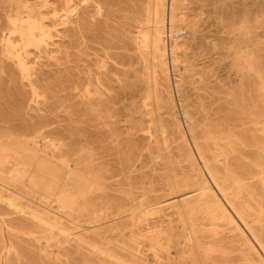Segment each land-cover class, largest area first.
<instances>
[{
  "label": "bare ground",
  "instance_id": "bare-ground-1",
  "mask_svg": "<svg viewBox=\"0 0 264 264\" xmlns=\"http://www.w3.org/2000/svg\"><path fill=\"white\" fill-rule=\"evenodd\" d=\"M262 38L264 1L0 0V84H13L26 126L0 119V204L48 242L62 236L80 264H264ZM62 93L98 120L130 100L133 135L162 161L151 179H135L132 154L98 166L88 147L45 142ZM200 112L226 124L197 126ZM245 118L254 131L233 127Z\"/></svg>",
  "mask_w": 264,
  "mask_h": 264
},
{
  "label": "rangeland",
  "instance_id": "rangeland-1",
  "mask_svg": "<svg viewBox=\"0 0 264 264\" xmlns=\"http://www.w3.org/2000/svg\"><path fill=\"white\" fill-rule=\"evenodd\" d=\"M259 1L264 0H257V2ZM262 30L263 28L258 31L261 32ZM117 35H121V32H111V39L115 42L117 41ZM188 53L193 54V50L189 48ZM190 61L194 63V67L197 70L203 68V64L199 58H192ZM184 70L183 64V71ZM66 86H69V84L67 83ZM13 88L14 86L9 78H5L0 84V119L11 120L12 123H16V126L19 127L21 131H24L26 126H23L22 122L18 120L19 113L17 112L22 99L16 95ZM80 101L79 98L67 96L66 93H62L60 96L50 99L51 106L48 109L47 115L51 117L50 119H52V121L47 128L49 133L45 142H54L63 137L66 139L67 143L76 144L78 148L88 147L91 149V152L94 153V159L98 166L115 165L118 167L123 162V159L125 160L124 153L129 155L132 154L134 162L137 161L135 164L137 167L134 173L135 179L150 180L153 171L160 167V163H158V166H155V162L162 161L161 158L159 159L156 157L160 155L157 152V147L152 146L148 148V140L142 138L143 132H138L133 135L132 114L130 111L131 101H125V109L124 104L117 105L112 112V117L109 118L105 116L102 120H98L93 114L91 115L84 112ZM175 102V118L177 122L181 119L183 124L181 105L176 94ZM198 108V106L195 107L197 112ZM104 115L108 114L105 113ZM196 118L197 126H203L211 119H214V123L216 124H220L223 121V118L220 116L213 115L211 118H207L203 112L196 113ZM244 123L246 124L241 125L242 123H240L239 126L233 127L238 131L250 129H252L250 131H254V125L250 123L247 118H245ZM216 124L214 126H216ZM221 124L224 126L226 123L222 122ZM216 131L218 132V130H215L214 133H216ZM255 133L259 135L257 131H255ZM111 134L119 136L121 140L119 145L114 144ZM47 150L50 152L54 150V148L48 146ZM121 151H123V153ZM253 151L256 150L253 149ZM249 182L256 186L258 191H262L257 177L252 178ZM29 183L30 179H25L23 185L19 184L17 188L19 191H25L28 189ZM28 191L30 190L28 189ZM111 193L114 194V192ZM21 202L25 206L41 209L37 202L27 198H22ZM66 225L71 226L70 223ZM12 228L14 229L12 230ZM1 230L3 231V235ZM45 230L46 228L39 222L26 219L15 213L10 206L0 204V256L3 255V257H0V264H6L8 262L11 264H80V258L78 259L77 252L73 250L75 248H68L70 250L67 251L66 246L57 245V240L61 239L62 236L55 241L48 242L44 238L46 234ZM2 238L6 240L9 249L12 246L15 247L21 256L18 257L14 250H11L13 252L7 250L2 252L1 250L4 245V242H1ZM63 241L64 240H62V242ZM66 254L68 255L66 256ZM67 257H69V259Z\"/></svg>",
  "mask_w": 264,
  "mask_h": 264
}]
</instances>
